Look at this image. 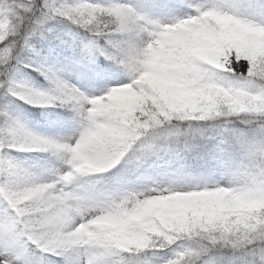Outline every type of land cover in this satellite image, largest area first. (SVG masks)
I'll return each instance as SVG.
<instances>
[{
    "label": "snow or ice",
    "instance_id": "1",
    "mask_svg": "<svg viewBox=\"0 0 264 264\" xmlns=\"http://www.w3.org/2000/svg\"><path fill=\"white\" fill-rule=\"evenodd\" d=\"M0 264H264V0H0Z\"/></svg>",
    "mask_w": 264,
    "mask_h": 264
}]
</instances>
